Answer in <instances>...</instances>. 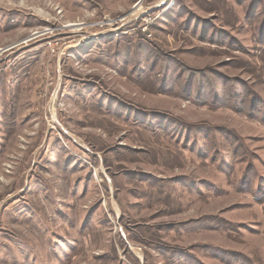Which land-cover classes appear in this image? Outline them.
Wrapping results in <instances>:
<instances>
[{"label":"rangeland","instance_id":"rangeland-1","mask_svg":"<svg viewBox=\"0 0 264 264\" xmlns=\"http://www.w3.org/2000/svg\"><path fill=\"white\" fill-rule=\"evenodd\" d=\"M0 264H264V0H0Z\"/></svg>","mask_w":264,"mask_h":264},{"label":"bare ground","instance_id":"bare-ground-1","mask_svg":"<svg viewBox=\"0 0 264 264\" xmlns=\"http://www.w3.org/2000/svg\"><path fill=\"white\" fill-rule=\"evenodd\" d=\"M135 14H137V13H135Z\"/></svg>","mask_w":264,"mask_h":264}]
</instances>
